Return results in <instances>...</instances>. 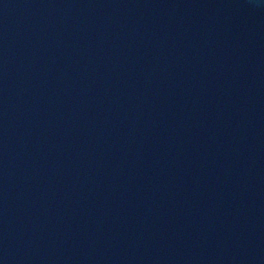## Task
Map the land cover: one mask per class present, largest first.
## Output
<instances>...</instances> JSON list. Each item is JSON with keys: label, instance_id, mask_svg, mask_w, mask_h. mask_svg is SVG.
<instances>
[{"label": "water", "instance_id": "1", "mask_svg": "<svg viewBox=\"0 0 264 264\" xmlns=\"http://www.w3.org/2000/svg\"><path fill=\"white\" fill-rule=\"evenodd\" d=\"M0 264H264V0H0Z\"/></svg>", "mask_w": 264, "mask_h": 264}]
</instances>
